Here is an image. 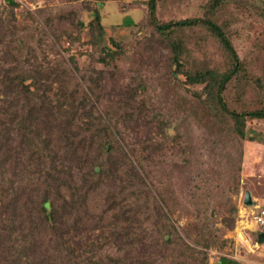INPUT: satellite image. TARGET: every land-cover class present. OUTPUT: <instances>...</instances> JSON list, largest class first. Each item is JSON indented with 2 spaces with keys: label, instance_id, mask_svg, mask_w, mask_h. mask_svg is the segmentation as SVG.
<instances>
[{
  "label": "rangeland",
  "instance_id": "obj_1",
  "mask_svg": "<svg viewBox=\"0 0 264 264\" xmlns=\"http://www.w3.org/2000/svg\"><path fill=\"white\" fill-rule=\"evenodd\" d=\"M92 9L101 12L104 26V37L98 45L91 38L98 31L79 24L84 21L90 25L94 18ZM149 11V0H0V21L8 22L16 14L21 22L17 25L18 39L10 44L8 51H0V66H5L7 79L15 82L24 79L25 84L31 83L35 76L44 82L48 74H38L35 70L45 69L49 62L57 67L75 68L76 78L84 77L87 82L89 77L92 79L94 92L103 97L101 104L110 106L116 115L106 125L118 129L117 135L120 131V141L125 139L130 150L141 155L151 141L162 145L153 153L151 149L144 151L142 156L146 157L147 166L144 176L148 177L146 183L153 197L152 211L157 206L166 211L162 228L171 232L156 234L154 219L150 222L154 224V232L151 227L147 229L146 213L140 212L137 218L143 223L144 232L138 238L145 237L143 255L150 259L147 264H164L169 259L173 260L168 264H178L179 259L183 264H224L222 258L232 259L234 264H264V239L260 240L264 223L256 222L253 217L257 206L264 208V119L248 118L246 139L236 148L237 141L232 142L224 151V145L228 144L224 138H230L233 131L228 118L219 116L213 105L216 89L208 91L207 81L193 82L185 74L206 70L225 72L231 66L229 52L201 25L157 32ZM155 16L160 22L199 17L220 24L233 41L242 63L241 71L224 91L229 105L237 110L264 106V0H156ZM172 42L180 46L182 69L172 61ZM111 48L116 50L113 55L107 51ZM33 85H25L24 90L33 89ZM54 88L49 94H54ZM89 94L93 96L91 89ZM16 97L17 102L24 104L22 91L16 92ZM10 116L7 115V120ZM165 124L164 134L161 126L164 128ZM65 125L62 121V126ZM31 127L34 129L35 124ZM18 130L12 126V138L0 150V214L8 222L3 203L8 204L11 197L21 195L23 200H32L28 196L31 185L25 188L23 184L33 181L40 184L45 170L55 172L53 165L60 171L62 168L60 160L51 165L47 157L42 158L44 161L40 163L44 164H39L40 167L27 165L26 157L33 155L34 149L31 144L22 143L23 136ZM43 153L39 149L36 155ZM80 155L70 153L75 174L88 168L85 162L79 163ZM56 156L70 157L62 150ZM199 176L208 186L201 199L209 202L211 208L201 217L195 208L200 197L196 188ZM87 181L83 190L89 184V189L100 191L93 187L91 177ZM246 191L253 200L249 204L245 202ZM100 198L95 199L100 201ZM103 198L99 203L106 207L113 200L107 195ZM59 204L63 214L73 220V211L64 202ZM89 211L92 212L91 207ZM68 212H72L70 216ZM74 213L79 215L76 210ZM202 224V230L210 234L199 239ZM12 232L8 244L25 235L16 228ZM26 233L31 241L45 240L44 236L36 239L34 232ZM69 237L84 242L86 236L77 231V235L73 233ZM176 240L188 244L189 249L174 247ZM164 241L169 242L163 245ZM57 259V264H72L67 258ZM3 264L15 263L9 258ZM16 264L24 263L21 260Z\"/></svg>",
  "mask_w": 264,
  "mask_h": 264
},
{
  "label": "trees",
  "instance_id": "obj_2",
  "mask_svg": "<svg viewBox=\"0 0 264 264\" xmlns=\"http://www.w3.org/2000/svg\"><path fill=\"white\" fill-rule=\"evenodd\" d=\"M155 8L156 0H149V16L157 32L166 33L201 25L213 33L229 52L231 66L225 72L206 70L195 74L186 72L185 75L187 80L193 82L207 81L208 91L216 89L213 95V105L219 116L228 118L233 131L230 138H224L228 144H225L223 149L227 151L235 141H237V145L235 143L234 148L239 147L246 139V120L248 118L264 119V106L251 110H237L229 105L224 91L242 69L240 55L230 36L220 24L210 18L186 17L160 22L155 16ZM91 11L94 13V18L90 25L84 21H79V24L82 28L87 26L89 29L91 26L92 31H98L96 37H91L98 45L104 37L102 15L98 9ZM20 24L16 14L11 15L8 22L0 21V51L2 53L8 51L10 44L16 38L18 39L17 25ZM112 43L114 46H118L114 40ZM171 46L173 48L172 61L176 63L177 68L182 69L180 46L177 42H172ZM107 51L112 55L116 53L113 48ZM24 62L26 61L24 60ZM48 65L45 69L36 68L35 70L38 74H48V77H44L45 81L39 82L35 76L29 84H25L24 79L18 82L7 79L5 66H0V94H3V97H0V150L11 140L13 126L18 128L23 136L22 143L31 144L34 149L33 155L26 157L27 165L33 168L34 166L40 167L39 164H44V162L40 163L44 161L42 158L47 157L51 165L55 160H60L62 167L60 171L53 165L51 168L55 172L45 170L41 173L44 180L40 184L35 181L26 184L27 186L23 184L25 188L31 185L32 191L28 196L32 200L27 198L23 200L21 195L17 198L11 197L8 204L3 203L6 206L4 212L7 213L9 222L3 219L0 214V264L9 258L15 264L21 260L24 264H57V257L67 258L72 264H147L150 259L143 255L145 237L138 238L144 232L141 229L143 223H139V218H137L140 216V212L146 213L148 219L144 223L148 224V226L146 225L147 229L151 227V231L154 232L153 225L156 221V234L158 233L160 236L165 231L171 232L162 228L164 225L162 218L167 219L166 211L161 210L159 206L152 211L153 197L150 196V188L146 183L148 177L144 176L147 173V166L144 162L146 157L142 156L145 154L144 151L151 149L153 153L154 150L158 151L157 149L162 145L151 141L141 155L130 150L125 139L120 141V131H118V136L116 134L118 129L106 125L113 122L116 115L111 112L110 106L101 104L103 97L94 92L95 86L92 79L89 77L87 82L82 76L83 81H81L76 78L78 72L75 68L71 69L70 66H66L68 68L66 69L54 66L52 62H49ZM65 73L69 78L64 76ZM32 83L34 88L25 91L24 86L32 85ZM53 85L56 87L54 88ZM53 88L56 90L51 95L49 92ZM89 89L93 91V96L89 94ZM21 91L25 95L24 104L17 102L16 92ZM10 114L11 116L7 120V115ZM62 121H65L67 125L62 126ZM34 124L36 129L31 127ZM161 127L165 134L167 124L164 128ZM91 135L92 139L89 140ZM222 142L224 143L223 139ZM40 144L43 145L41 148ZM39 149L44 151L42 156L36 155ZM59 150L66 152V155L69 156L71 152L81 154L78 156L79 163L85 162L88 167L87 171L79 170L75 174L72 171V167L75 165L74 159L71 156L57 157L56 154ZM36 160L39 161L35 162ZM76 165L81 167V164L76 163ZM41 167L43 166L41 165ZM140 171L145 173L142 174ZM89 177L92 178L93 187L98 188L100 193L95 189H89V184L83 190L85 180H89ZM33 183H35V191H33ZM196 183L200 197L195 208L197 216L201 217L211 209L208 206L209 202L201 199V193L205 192L208 186H205L207 183L202 176L196 178ZM101 191L105 193L101 194ZM94 194L99 195L94 197ZM102 195L113 197L107 207L99 203L104 197ZM4 196L2 195L3 198ZM101 196L102 198H100ZM39 198L40 200H38ZM95 198H100V201ZM60 202H64L67 209L73 211V213L68 212V215L71 213L74 215L73 220L68 216L67 220L65 213L63 214L61 211ZM90 207L92 212L89 211ZM146 207L152 208L144 210ZM75 210L79 212V215H75ZM152 219H154V224L150 223ZM159 220H162L161 223ZM69 221H74V225L69 224ZM13 228H16L19 234L23 232L25 235L20 236L19 240H15L14 243L8 244L12 241ZM202 228L203 224L199 239L203 235L210 234ZM71 229L73 231L70 232ZM27 230L31 233L34 232L33 235L36 239L44 236L45 240L42 242L31 241L26 233ZM77 231L81 236H86L84 242L74 237L69 239V235L73 233L77 235ZM120 234L124 237L121 238ZM199 241L197 242L199 243ZM168 242L164 241L163 245H167ZM141 245L142 247H140ZM159 245L161 244L159 243ZM175 245L189 249V245L183 241L176 240L173 246L175 247ZM168 246L171 247L172 244ZM162 259L164 260V257ZM172 260L169 259L164 264H168ZM222 261L224 264L236 263L228 258H222ZM177 262L183 264L181 259Z\"/></svg>",
  "mask_w": 264,
  "mask_h": 264
},
{
  "label": "built area",
  "instance_id": "obj_3",
  "mask_svg": "<svg viewBox=\"0 0 264 264\" xmlns=\"http://www.w3.org/2000/svg\"><path fill=\"white\" fill-rule=\"evenodd\" d=\"M254 220L258 223H264V208L262 206H257L256 210H253Z\"/></svg>",
  "mask_w": 264,
  "mask_h": 264
},
{
  "label": "water",
  "instance_id": "obj_4",
  "mask_svg": "<svg viewBox=\"0 0 264 264\" xmlns=\"http://www.w3.org/2000/svg\"><path fill=\"white\" fill-rule=\"evenodd\" d=\"M253 200H252V198H251V194H250V192L249 191H246V194H245V202L246 203H251ZM262 238L264 239V233H261V235H260V240H262Z\"/></svg>",
  "mask_w": 264,
  "mask_h": 264
}]
</instances>
